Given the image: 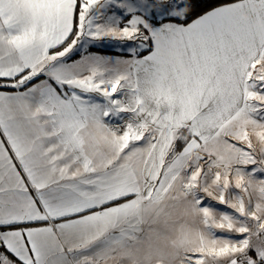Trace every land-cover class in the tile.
<instances>
[{
    "label": "snow or ice",
    "instance_id": "1",
    "mask_svg": "<svg viewBox=\"0 0 264 264\" xmlns=\"http://www.w3.org/2000/svg\"><path fill=\"white\" fill-rule=\"evenodd\" d=\"M0 264H264V0H0Z\"/></svg>",
    "mask_w": 264,
    "mask_h": 264
}]
</instances>
